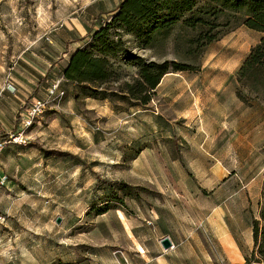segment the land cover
Here are the masks:
<instances>
[{
  "label": "rangeland",
  "instance_id": "1",
  "mask_svg": "<svg viewBox=\"0 0 264 264\" xmlns=\"http://www.w3.org/2000/svg\"><path fill=\"white\" fill-rule=\"evenodd\" d=\"M121 1L0 0V125L17 127L23 109L46 98L54 82L66 91L28 130L27 144L0 154V264H130L139 244L129 236L128 220L141 224L134 232L152 257L169 231L182 243L171 251L176 264H245L258 250L252 221L260 219L264 183V112L258 106L245 115L228 101L220 132V106L205 105L210 140L230 157L220 159L229 166L227 180L204 191L177 158L182 134L200 140L197 120L184 127L172 99L187 87H231L229 75L261 34L235 25L204 44L199 29L178 21L157 31L145 49L124 36L128 57L116 59L120 84L138 77L134 55L167 63L172 72L145 108H133L118 84L106 86L117 94L106 100L87 98L66 82L64 68ZM207 1L196 0L198 6ZM177 66L192 73L173 72ZM245 129L247 142L239 143ZM220 225L231 233L230 254Z\"/></svg>",
  "mask_w": 264,
  "mask_h": 264
},
{
  "label": "trees",
  "instance_id": "2",
  "mask_svg": "<svg viewBox=\"0 0 264 264\" xmlns=\"http://www.w3.org/2000/svg\"><path fill=\"white\" fill-rule=\"evenodd\" d=\"M186 14L189 15L185 17ZM178 21L199 29L197 41L204 44L217 40L235 25L260 32V40L250 49L236 80L239 89L248 90L250 99L264 105V0H208L200 6L196 0H122L110 20L101 24L85 46L72 52L63 71L64 79L75 91L97 99L117 95L106 86L118 84V90L134 101L132 106H147L163 76L172 71L167 63L147 62L144 57L134 55L138 77L133 78V83L120 84L116 59L128 55L123 37L133 36L138 41L137 47L145 49L157 31L166 30ZM178 71L190 70L177 66L173 72ZM107 90L111 92L108 94ZM260 221H264V183L260 219L252 221L254 246L258 250H253L245 264H251L252 259L256 264H264V228L260 229Z\"/></svg>",
  "mask_w": 264,
  "mask_h": 264
},
{
  "label": "crops",
  "instance_id": "3",
  "mask_svg": "<svg viewBox=\"0 0 264 264\" xmlns=\"http://www.w3.org/2000/svg\"><path fill=\"white\" fill-rule=\"evenodd\" d=\"M260 33V32H259ZM261 37V36H260ZM260 40V39H259ZM247 54L242 59L241 63L239 64L238 68L234 72V74H230L227 81H231L232 86L231 87H225V88H218L214 87V90L211 89V87L207 88H190L187 87L184 90L182 89V92L176 93V98H173L172 100L174 103L178 105V118H182V121L186 122L183 123L184 127H189V122L187 120L191 119V123L193 120H197L194 122V124L197 127L198 133L200 134V140L198 142H195V136L193 134H182L183 135V144H181L180 149V155H177V158L181 159L182 165L188 169L189 172V179L190 181H197L204 191H214L216 186L219 184L224 183L227 180V176L225 171L229 168L227 163H222L220 159H226L230 157L229 155L222 156L223 154V148L221 150H217L216 145L213 144V142L210 140V127H209V113L206 109V104L209 102H212L213 105L220 106L219 110V119L221 122L220 125V132L223 131V112L226 110L225 106L228 101H233L234 103L239 105V108H244V113L246 115L247 109H258L259 108L264 112V105L261 103H257V101H253L249 98L250 94L248 90H241L238 88L237 80H236V74L242 65L243 61L245 60ZM230 64L227 68H230ZM187 75V73H192L190 71H181ZM171 72H168L163 76L161 79V82L155 89V96L158 93L159 88L163 84L164 80L167 78L168 74ZM223 78V77H222ZM217 84H219L218 79H214ZM213 81V83H215ZM203 91V92H202ZM215 91V92H214ZM168 93H165L167 95ZM211 95L210 98H204L202 95ZM227 95V96H225ZM92 98V97H87ZM97 99V98H93ZM97 100H106V99H97ZM260 104V105H259ZM133 108H145L147 106H132ZM199 107L200 109H197ZM227 111V110H226ZM177 126V127H176ZM175 130L173 128L172 132L176 133L175 131L180 128L179 124H176ZM183 127V129H184ZM170 128V127H169ZM171 129V128H170ZM187 130H190V128H187ZM169 131H167L168 133ZM239 134V140L244 139L245 143L247 142V131L246 129L242 130L238 133ZM170 137V136H168ZM242 137V138H240ZM194 139V140H193ZM240 143V142H239ZM146 148H142L139 154L135 155L133 160H136L140 157L143 150ZM226 157V158H225ZM199 158L203 159V163H199ZM254 180V179H253ZM211 186V187H210ZM218 207H222V203L218 205ZM130 227V238L136 243L139 244V248L136 246V250L138 251V257L135 259L133 258L132 263L130 264H176L171 255V251L175 250L177 247L181 246V242L177 240L173 232L164 231L161 234L160 237V243L161 240L165 237H168L171 241L174 247H170L168 249L164 248L162 244L159 255H156V257H152L151 252L148 250L146 245L141 244V241H138V237L135 235V232H140L138 230L139 225H133V222L128 220ZM150 225H154L153 222L148 221ZM219 227V238H221L223 246L227 250V252L230 254L232 251L230 250V247L228 246L227 238L232 239L231 233L226 230L225 226L220 225ZM135 231V232H134ZM138 234V233H137ZM139 236V234H138ZM141 238V237H139ZM253 238V235H252ZM144 250V252L142 251ZM150 253V254H149ZM154 258L156 260H154Z\"/></svg>",
  "mask_w": 264,
  "mask_h": 264
},
{
  "label": "built area",
  "instance_id": "4",
  "mask_svg": "<svg viewBox=\"0 0 264 264\" xmlns=\"http://www.w3.org/2000/svg\"><path fill=\"white\" fill-rule=\"evenodd\" d=\"M65 91L60 87V81L48 90L46 98H34L19 115L17 127L7 130L0 125V154L10 145H25L29 141L28 130L42 117L52 101L63 98ZM171 247H174L172 245Z\"/></svg>",
  "mask_w": 264,
  "mask_h": 264
},
{
  "label": "water",
  "instance_id": "5",
  "mask_svg": "<svg viewBox=\"0 0 264 264\" xmlns=\"http://www.w3.org/2000/svg\"><path fill=\"white\" fill-rule=\"evenodd\" d=\"M13 90V88H10ZM161 244L163 245L164 248L168 249L170 248L173 244H172V241L168 238V237H165L161 240Z\"/></svg>",
  "mask_w": 264,
  "mask_h": 264
}]
</instances>
